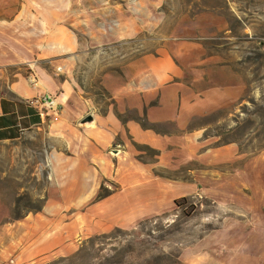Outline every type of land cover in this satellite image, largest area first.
Segmentation results:
<instances>
[{
	"label": "crops",
	"instance_id": "1",
	"mask_svg": "<svg viewBox=\"0 0 264 264\" xmlns=\"http://www.w3.org/2000/svg\"><path fill=\"white\" fill-rule=\"evenodd\" d=\"M65 3L67 13L73 0ZM79 50L73 54L65 45L63 61L84 56L83 44ZM226 69L203 60L184 64L170 52L141 55L119 76L104 78L112 103L94 112L90 127L79 125L88 114L83 94L49 66L33 65L37 86L29 78L13 82L0 97V143L48 131L54 192L44 194L42 208L6 224L0 250L8 259L2 264H48L74 254L93 236L133 230L171 214L179 199L220 203L227 193L235 207L222 208L219 226L188 245L181 263L259 264L258 227L243 219L253 211L252 202L247 194H237L244 184L241 172L227 175L220 168L225 154L234 157V144H220V136L206 135L209 125L199 124L219 107L216 73ZM46 95L57 98L58 117L41 113L35 103Z\"/></svg>",
	"mask_w": 264,
	"mask_h": 264
},
{
	"label": "rangeland",
	"instance_id": "2",
	"mask_svg": "<svg viewBox=\"0 0 264 264\" xmlns=\"http://www.w3.org/2000/svg\"><path fill=\"white\" fill-rule=\"evenodd\" d=\"M259 4V0H73L66 13L65 0H0V97L17 79L29 78L34 64L42 63L81 92L87 100L84 111L94 115L112 103L104 78L119 76L125 64L141 55L170 52L184 64L203 60L205 65L226 66V73H216L220 95L214 97L219 107L199 124L209 125L206 135L220 136V144H234V157L225 154L220 160L225 166L220 168L227 175L241 172L243 191L238 188L237 194H247L253 210L243 219L258 227L254 248L257 245L259 264H264V69L256 62L260 44L254 40L264 25ZM81 44L84 56H66L63 61L65 45L76 54ZM51 143L48 131L0 143V237L7 223L42 208L44 194L54 192ZM226 195L220 203L179 199L171 214L133 230L93 236L74 254L48 264H182L186 247L219 226L222 208L235 207L231 195ZM7 259L0 250V264Z\"/></svg>",
	"mask_w": 264,
	"mask_h": 264
},
{
	"label": "built area",
	"instance_id": "3",
	"mask_svg": "<svg viewBox=\"0 0 264 264\" xmlns=\"http://www.w3.org/2000/svg\"><path fill=\"white\" fill-rule=\"evenodd\" d=\"M29 79L34 86L39 84L38 78L34 74H31ZM35 103L41 107V113L43 114H51L54 117H58L61 112V106L54 96L46 95L37 99Z\"/></svg>",
	"mask_w": 264,
	"mask_h": 264
},
{
	"label": "trees",
	"instance_id": "4",
	"mask_svg": "<svg viewBox=\"0 0 264 264\" xmlns=\"http://www.w3.org/2000/svg\"><path fill=\"white\" fill-rule=\"evenodd\" d=\"M259 6L261 7V11H264V0H259ZM213 36H211L212 39H214V35L216 34H212ZM259 42V47H258V51H257V57H256V62L259 63V66L261 69H264V25H261L257 31H256V35H255V39Z\"/></svg>",
	"mask_w": 264,
	"mask_h": 264
},
{
	"label": "water",
	"instance_id": "5",
	"mask_svg": "<svg viewBox=\"0 0 264 264\" xmlns=\"http://www.w3.org/2000/svg\"><path fill=\"white\" fill-rule=\"evenodd\" d=\"M80 126L83 127H90V126H94L95 125V116L90 113L87 116H85L80 122H79Z\"/></svg>",
	"mask_w": 264,
	"mask_h": 264
}]
</instances>
